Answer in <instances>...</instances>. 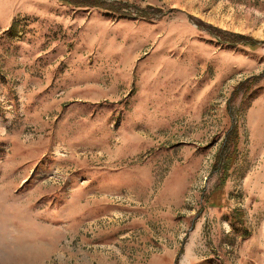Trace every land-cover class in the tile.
I'll return each mask as SVG.
<instances>
[{
	"label": "rangeland",
	"instance_id": "1",
	"mask_svg": "<svg viewBox=\"0 0 264 264\" xmlns=\"http://www.w3.org/2000/svg\"><path fill=\"white\" fill-rule=\"evenodd\" d=\"M106 1L0 0V264H264V0Z\"/></svg>",
	"mask_w": 264,
	"mask_h": 264
},
{
	"label": "trees",
	"instance_id": "2",
	"mask_svg": "<svg viewBox=\"0 0 264 264\" xmlns=\"http://www.w3.org/2000/svg\"><path fill=\"white\" fill-rule=\"evenodd\" d=\"M59 1L63 2V3H67L69 5H75V6H78V7L82 6V7H85V8L86 7L97 8V9H100V10L106 12V13H110L111 11H113L115 13L118 12V10L115 8V6H118V3L117 2H112V1L111 2L110 1L109 2L106 1L105 3L107 4V6L103 5V3L101 2L103 0H76L74 3H72L69 0H59ZM124 6L125 7H129V5H127L126 3H125ZM250 45H252V44H250ZM237 138H238L237 135H233L232 139L235 141ZM230 161H231L230 158H227V159L224 160V163H223L224 173L226 171L228 172V170L230 168V164H231ZM217 162H219V163L221 162V159H220L219 155L217 156ZM225 179H226V177H224L223 180H220V183L222 184V186L225 184L224 183Z\"/></svg>",
	"mask_w": 264,
	"mask_h": 264
}]
</instances>
